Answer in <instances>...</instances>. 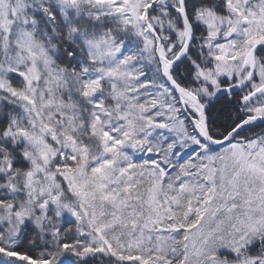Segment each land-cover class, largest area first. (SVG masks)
Wrapping results in <instances>:
<instances>
[{"label": "snow or ice", "instance_id": "6c2138e0", "mask_svg": "<svg viewBox=\"0 0 264 264\" xmlns=\"http://www.w3.org/2000/svg\"><path fill=\"white\" fill-rule=\"evenodd\" d=\"M0 264H264V0H0Z\"/></svg>", "mask_w": 264, "mask_h": 264}]
</instances>
